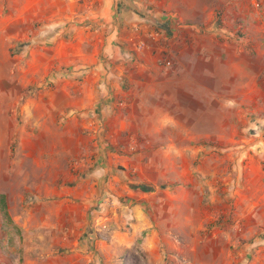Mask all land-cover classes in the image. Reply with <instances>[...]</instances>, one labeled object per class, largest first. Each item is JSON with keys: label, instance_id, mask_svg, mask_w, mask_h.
Returning a JSON list of instances; mask_svg holds the SVG:
<instances>
[{"label": "rangeland", "instance_id": "1", "mask_svg": "<svg viewBox=\"0 0 264 264\" xmlns=\"http://www.w3.org/2000/svg\"><path fill=\"white\" fill-rule=\"evenodd\" d=\"M222 1L193 29L140 33L156 68L129 75L107 117L76 109L53 6L0 0V264H264V84L217 46L224 19L243 37ZM246 93L259 101L230 103Z\"/></svg>", "mask_w": 264, "mask_h": 264}, {"label": "crops", "instance_id": "2", "mask_svg": "<svg viewBox=\"0 0 264 264\" xmlns=\"http://www.w3.org/2000/svg\"><path fill=\"white\" fill-rule=\"evenodd\" d=\"M222 2L216 3V8H224L225 12L227 7L231 9L240 4L242 15L237 19L241 18L242 28L238 27L242 29L243 37L239 39L234 36L230 32L229 20L224 19L226 26L215 31V35L230 41L222 44V41L216 40L217 46L232 52V67L235 71L249 72L254 64L262 75L264 84V3L261 4V10L256 11L253 10V5L257 4H246L245 0ZM45 5L53 6L48 8L50 13L47 17L53 20L50 24L56 32L53 33V38L57 40L56 35L64 31L69 36L68 41L60 42V51H56L53 58L56 65L66 62L70 64L75 77L81 78L80 81L73 82L75 94L72 98L76 109H90L94 104L103 103L100 108L106 116L109 115V104L128 97L127 83H139L131 76H136L138 71L151 76V68H156L153 63L150 66L145 63L149 62L150 52L135 50L137 38L140 37L134 31L135 28L151 31L159 24L166 33L178 27L193 29L197 26L194 22L200 23L199 19L202 20L198 17L200 13H204L208 7L203 0H40V10L43 12H46ZM224 17L229 18V15ZM58 25L62 28L56 29ZM241 57L246 59L245 68L241 67ZM178 69L187 70L185 67ZM259 85L260 81H249L245 87L253 91ZM196 89L204 91L199 85ZM235 97L229 100L230 103L251 104L259 101V97L255 99L249 93ZM213 99L219 102L220 96L217 94V99ZM96 173L98 171L93 174ZM88 184L87 180L83 185L81 196L84 198L88 196ZM109 193L114 195L116 192ZM125 238L121 245L129 247V239Z\"/></svg>", "mask_w": 264, "mask_h": 264}, {"label": "built area", "instance_id": "3", "mask_svg": "<svg viewBox=\"0 0 264 264\" xmlns=\"http://www.w3.org/2000/svg\"><path fill=\"white\" fill-rule=\"evenodd\" d=\"M257 6V5H256ZM135 32H137V34L139 33H141V34H152L153 32H148V30H146V29H141V28H135V30H134ZM139 40L137 41V43L135 44V50H138V51H140L141 49H143L144 47H145V41L143 40V39H141V38H138ZM166 65L167 66H169L170 65V63L169 62H167L166 63Z\"/></svg>", "mask_w": 264, "mask_h": 264}, {"label": "trees", "instance_id": "4", "mask_svg": "<svg viewBox=\"0 0 264 264\" xmlns=\"http://www.w3.org/2000/svg\"><path fill=\"white\" fill-rule=\"evenodd\" d=\"M141 190L143 192H149L150 191V189H148L147 187H143V186H141ZM0 204L2 205V208L4 209V197H2V196L0 198ZM3 214H4V217L7 219V213L5 211H3Z\"/></svg>", "mask_w": 264, "mask_h": 264}]
</instances>
